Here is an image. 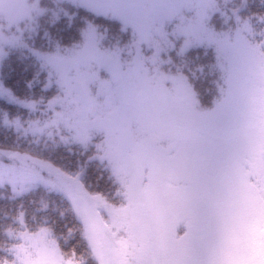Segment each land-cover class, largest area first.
<instances>
[{
	"label": "snow or ice",
	"instance_id": "snow-or-ice-1",
	"mask_svg": "<svg viewBox=\"0 0 264 264\" xmlns=\"http://www.w3.org/2000/svg\"><path fill=\"white\" fill-rule=\"evenodd\" d=\"M58 128L74 170L18 146ZM0 141V264H264V0H25ZM34 192L32 219L61 194L72 226L28 228Z\"/></svg>",
	"mask_w": 264,
	"mask_h": 264
},
{
	"label": "trees",
	"instance_id": "trees-1",
	"mask_svg": "<svg viewBox=\"0 0 264 264\" xmlns=\"http://www.w3.org/2000/svg\"><path fill=\"white\" fill-rule=\"evenodd\" d=\"M235 2V0H233ZM250 4L259 5V0H249ZM0 27H7L5 18L0 13ZM37 117H40V113L35 114ZM85 118L81 116V121L83 122ZM53 131V130H52ZM67 135L64 129L54 130L52 137H49L46 133L44 135L33 136H21L19 139L18 146L21 150H28L32 153L40 156L41 158L51 157L57 163L66 166L69 170H74L77 163L83 159L77 153L79 149L75 145L65 146L63 142H60L57 146L54 141H59L61 134ZM12 137V140L15 139L16 133L12 132L9 134ZM0 143L9 144L11 141H0ZM89 184L94 185L97 183V176L95 173L89 176ZM100 187L105 188L106 184L103 180L99 181ZM41 198V193L34 192L26 196L23 200L25 208L28 212L27 225L28 228H37L39 227L45 219H50L55 223L57 232L63 231L65 225L72 226V215L69 213L67 220L59 217L58 209H66V204L61 203L59 196L55 194L45 193L44 198L49 203V212L47 214H39L37 219H32L34 205L31 203L33 200H39ZM20 201H14L12 199V192L8 187H0V225L5 223H10V220L6 219V216H12L17 214L20 211L19 208Z\"/></svg>",
	"mask_w": 264,
	"mask_h": 264
},
{
	"label": "rangeland",
	"instance_id": "rangeland-1",
	"mask_svg": "<svg viewBox=\"0 0 264 264\" xmlns=\"http://www.w3.org/2000/svg\"><path fill=\"white\" fill-rule=\"evenodd\" d=\"M24 11H25V0H0V13H2V15L4 16L7 25L9 21L17 19L21 15H23ZM82 117L86 119V115ZM60 129H64L65 133L68 135L67 128H60ZM55 195H58L60 197L59 200L61 203L66 204V209L70 208V203L66 197H64L61 194H55Z\"/></svg>",
	"mask_w": 264,
	"mask_h": 264
}]
</instances>
